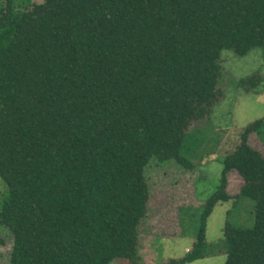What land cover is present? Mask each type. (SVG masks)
Here are the masks:
<instances>
[{
  "label": "trees",
  "instance_id": "obj_1",
  "mask_svg": "<svg viewBox=\"0 0 264 264\" xmlns=\"http://www.w3.org/2000/svg\"><path fill=\"white\" fill-rule=\"evenodd\" d=\"M25 2L0 0V228L13 237L0 264H144L146 170L194 167L188 128L224 97L223 50L264 48V0ZM261 81L237 85L257 94ZM252 134L264 136V115L225 154L190 253L166 264L205 259L207 219L240 197L254 221L227 219L225 264H264V153Z\"/></svg>",
  "mask_w": 264,
  "mask_h": 264
},
{
  "label": "rangeland",
  "instance_id": "obj_2",
  "mask_svg": "<svg viewBox=\"0 0 264 264\" xmlns=\"http://www.w3.org/2000/svg\"><path fill=\"white\" fill-rule=\"evenodd\" d=\"M25 1L20 0L24 7ZM220 63L223 77L219 89L224 97L211 116L188 128L184 153L195 163L194 167L187 169L166 161L146 170L150 201L139 233V253L144 264H166L190 253L204 204L221 184L225 154L238 143L246 125L264 115V48H255L244 57L223 50ZM256 75L262 79L259 93L250 94L238 88L239 82ZM250 142L264 153V136L252 134ZM2 186L0 180V191ZM242 186L240 174L231 172L230 193L239 195ZM252 208L253 203L243 197L219 203L207 219V256L192 264H225L226 221L231 218L242 226H250L254 221ZM12 243L9 231L0 228V262L8 263ZM111 264L128 263L116 260Z\"/></svg>",
  "mask_w": 264,
  "mask_h": 264
}]
</instances>
